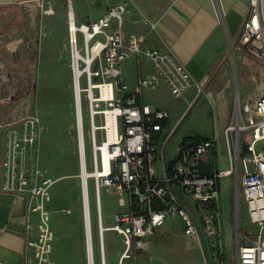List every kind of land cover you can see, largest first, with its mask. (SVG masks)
Listing matches in <instances>:
<instances>
[{"label": "built area", "instance_id": "1", "mask_svg": "<svg viewBox=\"0 0 264 264\" xmlns=\"http://www.w3.org/2000/svg\"><path fill=\"white\" fill-rule=\"evenodd\" d=\"M247 2L242 33L230 47H244L259 61L262 85L249 98L235 101L234 121L224 130L226 169L218 165L214 137L181 142L174 157H167L171 111L146 100V93L164 88L180 98L192 87L190 74L172 52L146 48L145 34L124 36L126 1H118L90 23L77 21L68 8L67 48L73 76L86 264H95L90 179L94 183L101 264H106L103 233L108 230L124 244L117 264H126L128 259L138 264L137 255L146 251L151 237L172 222L207 250L223 254L221 194L222 180L228 177L233 180L236 202L243 200L247 209L245 226L236 224V264H264V0ZM30 5L47 15L55 13L52 0L24 4ZM131 58L137 64L133 88L123 79V63ZM1 62L0 84L5 80ZM13 124L20 128L6 132L1 188L25 199L29 213L38 215L37 222L29 215L26 222L28 245L33 248L26 264H55L50 259L54 232L47 203L57 179L39 162L43 127L28 106ZM4 127L8 125L0 122V128ZM159 161L162 176L158 175ZM101 187L117 196L120 209L113 226L103 225Z\"/></svg>", "mask_w": 264, "mask_h": 264}, {"label": "rangeland", "instance_id": "2", "mask_svg": "<svg viewBox=\"0 0 264 264\" xmlns=\"http://www.w3.org/2000/svg\"><path fill=\"white\" fill-rule=\"evenodd\" d=\"M54 10V14L47 15L33 5H22L11 12L0 11V59L2 60L1 65H4L1 72L5 77L0 87L3 101L4 99L8 100L11 106L19 107L23 112L28 106L31 112L40 119L43 127L38 145L39 162L47 174L57 179L51 190V200L47 203L50 214L49 224L55 235L65 225L68 229L73 228L74 224L70 219L74 217L78 218V225L82 223L83 229L84 226L70 52L69 49L64 50L63 59L59 58L55 54L56 50L53 45L57 34L61 35V42L67 43L68 6L62 7L55 3ZM241 28L242 24L240 23L238 32ZM20 42L24 45L25 56L17 62H13L7 47L11 43L19 45ZM79 48L82 49L80 41ZM239 55L242 58L257 60L244 47L233 48L232 50L229 47L226 56V68L217 79L220 85H223L224 82L229 84L227 90L229 91L230 103L227 108L219 107L218 109L205 95L200 98L201 94L207 93L206 89H202V92L198 94L199 96H196L190 103L197 91L196 86L190 87L180 98L169 93L161 97L165 99L167 108L171 111L170 128L172 133L176 125L189 111L181 126L171 136L167 148L169 159L174 157L177 146L185 138L208 136L214 137L217 141L216 155L220 169L229 167L225 153V125L220 123L218 119H224V111L229 109L231 122L234 121L235 101L238 98L245 100L243 91L246 88L252 90L255 86L253 83H256L251 81L250 70L252 65L248 62L244 65V74L238 72L237 56ZM259 69L261 72L260 66ZM133 75L132 68L127 67L125 73L123 70V79L125 76L133 78ZM241 76L245 78L246 82ZM82 84L84 85L83 79ZM212 92L214 90L210 89V93ZM146 95L149 99L159 97L157 92H147ZM217 110L220 113H218L219 118L216 114ZM85 114L86 112H84V117ZM84 120L85 126H87V118L85 117ZM87 157L90 158L89 145H87ZM157 168L158 175L162 176V161L158 162ZM88 170H91L89 165ZM89 192L95 264H101L96 200L94 183L91 179L89 180ZM100 197L103 225L106 227L113 226L115 224L114 215L120 209L117 196L107 188L101 187ZM221 203L225 252L220 254L217 251L208 250L210 264H236L235 229L237 223L245 226L247 209L243 200L239 204L236 202V193L231 177L222 180ZM63 209H70L71 212L66 213ZM103 238L106 264H117L119 255L124 249L122 239L111 230L104 231ZM150 240V245L146 251L137 255L138 264H207L205 253L199 241L186 236L176 223H170L161 228ZM55 244L56 239L52 241L50 259L55 264H60L64 260L69 264H74L75 253L68 251L64 259L61 248L55 253L53 252ZM126 264H134L133 259H128Z\"/></svg>", "mask_w": 264, "mask_h": 264}, {"label": "crops", "instance_id": "3", "mask_svg": "<svg viewBox=\"0 0 264 264\" xmlns=\"http://www.w3.org/2000/svg\"><path fill=\"white\" fill-rule=\"evenodd\" d=\"M30 1L33 0H0V11L11 12ZM52 1L54 7L55 3L62 7L67 5L73 11L77 21L90 23L120 0ZM125 1L127 11L124 16V36L127 38L132 33L145 34L144 46L146 48L156 47L170 51L186 66L192 86L197 87L190 103L196 96H199L198 94L202 92V89H206L207 93L201 94L200 98L205 95L218 109L219 107L227 108L230 103L229 91L227 90L229 84L224 82L223 85H220L217 79L226 68V56L230 44H235L240 35L238 32L239 24L243 25L248 7L247 0ZM60 37L61 35L57 34L53 45L56 56L63 59L64 50H68V48L67 43L61 42ZM15 43H11L7 47L13 62H17L25 56L23 53L24 45L21 42L19 45ZM237 60V70L242 74H244L246 62L252 65L250 78L252 82H256L253 83L256 86L261 77L259 61L242 58L240 55L237 56ZM127 67L133 69L134 75L133 78L125 76L124 80L130 88H133L137 78L136 60L131 58L123 63L124 73ZM145 69L149 70L147 67ZM241 77L246 82L245 78ZM255 86L251 87L252 90L246 88L243 91L244 99L254 95L259 83L257 88ZM210 89H213L214 92L210 93ZM155 92L159 94L158 98H147L146 100L167 107L165 99L161 98L167 91L164 88H159ZM0 97L3 100L1 87ZM3 102L0 105V122L8 125V127L0 128V264H26L27 257L33 254V248L28 245V238L30 237L27 235L26 222L28 215L34 223L37 222L38 215L34 212L29 213L28 203L25 199L4 192L1 188V162L6 132L9 128H20V125L13 123L23 117L24 112L19 107L11 106L8 100L4 99ZM218 113L217 110L216 114L219 118L220 113ZM224 113V119L219 118L218 120L226 128L233 121L231 122L229 109H226ZM70 220L73 221V228L68 229L65 225L55 233L56 244L53 252L55 253L61 248L65 259L67 252L73 251L76 257L74 264H85L86 254L82 223L78 225L77 217ZM60 264L69 263L64 260Z\"/></svg>", "mask_w": 264, "mask_h": 264}, {"label": "water", "instance_id": "4", "mask_svg": "<svg viewBox=\"0 0 264 264\" xmlns=\"http://www.w3.org/2000/svg\"><path fill=\"white\" fill-rule=\"evenodd\" d=\"M242 30L240 31V34L242 33ZM189 111H187L186 115L182 118V120L176 125L173 133L181 126V124L183 123V121L185 120V118L187 117V114H188ZM173 133H171V136L173 135ZM202 249L205 253V257H206V261H207V264H210V259H209V255H208V250L206 248V246L204 244H202Z\"/></svg>", "mask_w": 264, "mask_h": 264}, {"label": "trees", "instance_id": "5", "mask_svg": "<svg viewBox=\"0 0 264 264\" xmlns=\"http://www.w3.org/2000/svg\"><path fill=\"white\" fill-rule=\"evenodd\" d=\"M202 136H193V137H189V138H185L182 142H186V141H189V140H194V139H197V138H200Z\"/></svg>", "mask_w": 264, "mask_h": 264}, {"label": "bare ground", "instance_id": "6", "mask_svg": "<svg viewBox=\"0 0 264 264\" xmlns=\"http://www.w3.org/2000/svg\"><path fill=\"white\" fill-rule=\"evenodd\" d=\"M23 53H24V55H25V48L23 47ZM262 85V83H259V86L258 87H260Z\"/></svg>", "mask_w": 264, "mask_h": 264}]
</instances>
